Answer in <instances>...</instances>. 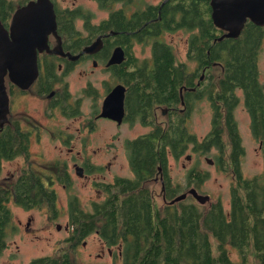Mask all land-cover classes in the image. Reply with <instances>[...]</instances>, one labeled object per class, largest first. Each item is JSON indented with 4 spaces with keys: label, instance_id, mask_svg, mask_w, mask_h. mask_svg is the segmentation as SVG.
Wrapping results in <instances>:
<instances>
[{
    "label": "flooded vegetation",
    "instance_id": "obj_1",
    "mask_svg": "<svg viewBox=\"0 0 264 264\" xmlns=\"http://www.w3.org/2000/svg\"><path fill=\"white\" fill-rule=\"evenodd\" d=\"M53 1L57 14V35L51 34L48 41L49 47L38 51L37 76L32 77V73L27 69V64L24 71L20 72L17 69L15 73L8 69L4 74L0 67V133H5L9 138L13 137V141L16 143V148L10 156L1 157L0 173L5 160H14L20 155L27 159L34 153L40 156L39 158H46L47 156L42 151H35L34 146L37 147L39 144L41 148L44 145L42 131L43 128H47L53 133L49 138L54 142L49 151L54 162V165L49 167L52 181L55 186L70 190L74 179L73 174L80 180H91V175L101 174L107 168H111L121 155L120 147L118 149L116 144V141L121 138L117 133L111 134L109 140L94 139L93 135L100 130V124L107 122L111 127L119 128L124 124L139 121L144 125H152L153 131L131 140H125L126 159H128L133 177L117 176L111 182L99 184L96 191L105 196L102 204L111 203L116 194L118 197L116 202L121 207L130 196L135 195L140 189H143L153 201L156 196L146 187L145 183L148 181L158 182L161 185L159 195L165 206L171 205L173 199H170L172 178L169 173V161L173 157L172 152H163L164 156L155 160L154 163H146V166H141L142 159L147 157V151L139 150L138 141L141 137L152 135L156 129L162 128L158 127L160 125H156L155 111L158 108L167 118L165 124L167 129H170L171 126L187 128V120L191 116L190 113L194 109V105L196 106L199 101L206 99L210 102L213 112L212 131L215 126L222 125L221 129L217 128L215 131L218 135L220 131V141L222 142L218 145L219 147L213 146L217 148L219 155L221 153L216 162L221 167L225 150L223 136L226 133L231 147L229 161L237 184V171H241V160L245 150L242 138L240 137L241 140H238L237 132L231 128L235 124L230 116L236 121L235 111L241 103L248 111L246 103L249 90L264 96V58L262 57L264 52V13L261 14L264 8H260V0H210V5L211 2H214V8L211 6V14L215 11L218 22L213 21L214 27L212 26L211 33L214 43L217 44V51L219 52V48L223 46L226 51L243 44L248 48L254 47V75L251 86H245L233 80L234 84L226 87L224 83L227 77H231L230 71L232 78L236 79V72L231 70V63H234L235 56L218 54L215 57L212 56L211 61L202 60L198 57L199 55L194 56L190 52L192 43L190 38L188 57L192 59L191 63L194 69L189 70L188 65L182 61L176 62L175 67L180 69L182 80L177 87V97L167 96L166 101L148 97V95L154 96L156 87L154 74L158 56L154 54L153 48L156 42H165L161 39L164 32L174 30L161 29L159 34L155 35L153 25L155 19L149 18L140 24L143 21L141 17L137 15L133 18L139 10H145L152 4H147L142 9L128 11L129 19L133 18L131 20L133 27L136 26L131 31H103L101 26L104 20L94 24L89 16L88 18L78 17L84 19L86 33H82L76 25L78 18L72 22L70 21L72 18L67 13L63 14L67 22L62 20L57 3L55 0ZM252 1H254L253 4H251ZM168 2L170 0H161L156 5H160L161 9ZM62 10L67 11L68 9ZM11 21L12 18L8 25H0L9 28ZM70 24L75 25L77 33H68ZM145 28L146 31H144ZM180 29L183 28L175 30ZM239 30L238 35H227ZM135 42L150 44V56L140 60L133 52ZM93 45H95L94 48L85 51L87 47ZM116 49H122L124 53L120 62H117L119 57L112 62ZM186 59L187 54L184 60L186 61ZM230 59V65H226V61ZM81 65L84 69L78 71V74L73 77L71 74ZM98 69H103L110 75L105 80L103 93H100L90 80H87L84 86H78L76 93H72L71 86L75 80L88 78ZM116 87L117 101L119 102L122 96L123 106L119 110L117 118L114 114L103 116L105 102ZM112 100L114 101V99ZM94 101L95 103H93ZM24 116L28 121H33L32 124L28 123L30 128H26L22 124ZM53 118H56L61 124L51 123ZM63 121L78 123L79 126L75 131L70 126H64ZM259 149L264 151L262 141L259 143ZM156 152L162 155V151H154L153 155ZM146 161L144 160V162ZM31 162L33 163L32 160ZM26 169V167L23 168L25 171L23 174L25 173L27 176ZM22 175L16 180L17 182L20 179L25 182L26 179L22 178ZM184 184L187 187L186 179ZM192 188L198 189L195 185L190 186V189ZM127 193L128 195L119 200L120 196ZM72 199L69 198V201ZM89 221L87 220V222Z\"/></svg>",
    "mask_w": 264,
    "mask_h": 264
},
{
    "label": "trees",
    "instance_id": "obj_2",
    "mask_svg": "<svg viewBox=\"0 0 264 264\" xmlns=\"http://www.w3.org/2000/svg\"><path fill=\"white\" fill-rule=\"evenodd\" d=\"M28 1L30 0L16 5L13 0H0V24L8 25L16 8ZM96 1L101 8L110 11L109 17L102 23L103 31H131L136 28L133 27L131 20L137 15L143 19L140 24L149 18L155 19L153 24L155 35H158L161 29L186 28L193 32L190 45L192 55H199L198 57L205 61H211L212 56L218 54L235 56L231 70L236 72V79L232 78L230 71L231 77H227L224 83L226 87L234 84L233 80L251 86L254 75V47L248 48L243 44L226 51L223 46L219 48V52L217 51V44L211 36L213 20L210 0H170L161 9L160 5L152 4L145 10L135 13L131 20L125 8L115 7L118 3L128 6L135 0ZM58 10L64 21L66 20L63 14L67 13L72 18L70 20L72 22L78 17L88 18L80 9ZM77 32L75 25L70 24L68 33ZM153 49L154 54L158 56L154 74L156 87L154 96L148 95V97H155L161 101H166L167 96L175 98L177 87L182 80L180 69L175 67L177 62L175 52L166 42H156ZM230 62L231 59L227 60L226 65H230ZM248 93L246 105L251 115L252 132L264 145V96L253 90H249ZM230 118L235 124L231 128L237 132L238 140H241L237 123L231 116ZM217 128L221 129L215 126L214 131H211L203 142H197L188 127L171 126L167 130L158 128L152 135L141 137L138 141L139 150L147 151V157L142 159L141 166L154 163L164 156L163 152H172L178 157L185 149V144L190 142L198 144L197 148L204 151L210 146L219 147L221 137L220 131L219 135L215 133ZM15 148L13 137L9 138L5 133H0V159L2 156H10ZM154 151H162V155L158 152L153 155ZM237 174V184L231 187L230 210L224 208L220 199L204 209L201 204L182 201L165 206L163 214L160 215V212L153 211L152 198L140 189L121 207L116 202L118 197L115 194L111 203L99 206L97 210L99 218L90 222L80 223L72 214L70 221L73 223V231L80 239L93 231H98L109 247L120 245L119 254L122 256V264H252L250 249L252 246L260 264H264V172L254 178H246L240 170ZM206 175L191 171L186 176V181L191 186H201ZM39 186L38 182L32 184L27 175L25 182L20 179L12 191L14 190L18 203L25 208H31L42 198L53 201L54 194ZM170 186V199H174L181 193L176 186L172 184ZM11 193L0 195V255L7 245V227L11 223V211L6 203V198ZM213 240L218 247L217 253L213 250ZM228 246L238 250L239 259L232 257ZM115 261H118L117 257ZM115 261L110 264H118ZM30 264L80 263L68 251H64L59 257L43 256L34 259Z\"/></svg>",
    "mask_w": 264,
    "mask_h": 264
},
{
    "label": "rangeland",
    "instance_id": "obj_3",
    "mask_svg": "<svg viewBox=\"0 0 264 264\" xmlns=\"http://www.w3.org/2000/svg\"><path fill=\"white\" fill-rule=\"evenodd\" d=\"M13 1L18 5L26 0ZM55 1L58 8L61 10L80 9L85 16H90V19L94 24L100 23L110 15V11L101 8L96 0ZM160 2L161 0H135L134 3L128 4V6H125L124 3H118L115 8L123 7L128 13V11L131 12L135 9H142L147 4L156 5ZM84 24V19L78 18L76 20L77 28L82 33H86ZM191 34V31L183 28L171 32L166 31L161 36L162 40L172 46L177 61L179 60L186 63L189 70L194 69L193 64L191 63L192 59L188 57V42L191 38ZM133 48L134 54L140 60L149 57L151 54L150 44L135 42ZM186 54L187 59L185 61L184 58ZM262 57L264 58V52ZM83 69L84 67L82 65L78 66L75 72L71 75L74 77L78 74V71ZM213 69L217 70L218 68ZM109 77L110 75L105 70L98 69L88 78L75 80L71 86L72 93H76L77 87L84 86L87 80H90L94 86L98 88L99 92L103 93V87L106 82L105 80ZM93 103H95V101ZM155 114L156 125H160L158 127L167 130V126H165L167 118L162 114L161 109L158 108V110L155 111ZM190 114L191 116L187 120L189 132L196 137L198 142H203V140H205L210 134L213 127V112L210 102L206 99L199 101L196 106L194 105V109L191 110ZM235 116L238 133L242 138V144L245 150L242 157L243 159L241 160V171L246 178H254L264 172V151L263 149L262 151L259 149V143L262 140L258 139L253 134L251 116L243 103H241L236 109ZM50 122L61 124L56 118H53ZM28 123L32 124L33 121H28L27 117L24 116L22 124L26 128H30L31 126H29ZM63 124L64 126H70L71 129L75 131L79 126L78 123L70 121H63ZM61 126L62 125H60V127ZM220 128H222V125H220ZM152 129V125H144L139 121L124 124L119 128L111 127L109 123L102 122L100 124V130L93 135L95 136L94 139L109 140L111 134L117 133L121 138L119 141H116L118 149L120 147L119 150L121 155L115 160V163L111 168H107L101 174L98 173L91 175V180H80L73 174L74 179L70 185V190L57 187L52 181L49 167H52L54 162L51 155H49V151L52 149L54 142L49 138L53 133L47 128H43L42 131L44 145L41 148L39 147V144L37 146L38 148L34 146V150L42 151L47 156L46 158H39L40 156L33 153L32 156L27 159L20 155L14 160H5L0 173V195H6V192H12L10 196L6 198L7 207H9L11 211V223L7 227V245L0 255V264H30L34 259L43 256L59 257L64 251H68V253H70L80 264H110L114 263L115 257L118 258V261L115 262L122 264V256L119 254L120 245L109 247L96 231H93L80 239L78 238V235L75 236V232L72 231L73 223L70 220L72 214L78 218L80 223L92 220L94 217H96L95 219L99 218L97 210L99 209V206L103 205L102 200H104L105 196L96 191V188H99L98 185L102 182L113 181L117 176L133 177L128 165V159H126L127 151L125 140H131L140 135L149 133ZM223 142L225 150L221 167L216 162L218 156L221 155V153L219 155L217 148L210 146L207 151L201 149L196 150L198 144L193 142L185 145V149L179 157L173 155V157L170 158L169 173L172 178V185L176 186L181 194L188 193L187 198L182 201L200 205L197 199L189 194L191 185L187 184L186 187L184 184L186 176H188L191 171H194L196 174H207L206 179L201 184L202 187L197 186L199 193L210 195V202L201 205L202 208L204 209L209 206L210 203L220 199L224 208L230 210L231 187L236 182L235 177H233L232 165L229 161V151L231 147L226 133L223 136ZM220 144H222L221 141L219 145ZM188 156H191V158H188ZM208 159L212 160L213 164L209 163ZM31 160L33 163H30ZM44 166H47L48 169L47 167L44 168ZM24 167L27 168L26 170L32 184L38 182L40 183L39 187L42 189L46 188L47 190H50L49 192L54 194L55 198L53 201L42 198L39 202L34 203L31 208H25L18 203L16 196L14 195V190L12 191V189H14L17 182L16 180L20 178L23 172H25L23 171ZM22 178L27 179L25 173L22 175ZM145 185L156 196L152 201L154 213L160 212V215H162L165 204L159 195L161 192L160 183L148 181ZM34 188L36 189V187ZM126 195H128V193L120 196L119 200ZM69 198L73 199L69 201ZM80 230L78 231V234ZM228 248L232 257L234 259H239L238 250L232 246H228ZM250 249L252 250V264H260L255 256L253 246ZM213 250L217 253L218 247L214 240Z\"/></svg>",
    "mask_w": 264,
    "mask_h": 264
},
{
    "label": "water",
    "instance_id": "obj_4",
    "mask_svg": "<svg viewBox=\"0 0 264 264\" xmlns=\"http://www.w3.org/2000/svg\"><path fill=\"white\" fill-rule=\"evenodd\" d=\"M253 3L254 1L251 2V4ZM211 6L214 8V2H211ZM260 8H264V0H260ZM263 13L264 11H261V14ZM211 18L218 23L215 11L211 14ZM57 27V14L53 0H30L28 3L19 6L13 14L10 27L0 25V67L3 73L5 74L8 69L13 73L17 69L20 72L21 70L24 71L27 64V69L32 73V77L37 76L38 51H43L49 47V37L51 34L57 35ZM239 32L240 30L227 35H238ZM95 45L87 47L85 51L94 48ZM123 56V50L116 49L112 62L117 57H119L117 62H120ZM109 96L105 102L103 116L114 114L117 118L118 112L123 106V97L121 96L120 101H117V87ZM208 161L213 163L210 159ZM189 194L193 195L200 204L210 201V195L201 194L196 188L190 189ZM187 196L188 193L180 194L171 201V204L180 202Z\"/></svg>",
    "mask_w": 264,
    "mask_h": 264
},
{
    "label": "clouds",
    "instance_id": "obj_5",
    "mask_svg": "<svg viewBox=\"0 0 264 264\" xmlns=\"http://www.w3.org/2000/svg\"><path fill=\"white\" fill-rule=\"evenodd\" d=\"M207 203H209V202H207ZM207 203H205V204H207ZM205 204H201V205H205Z\"/></svg>",
    "mask_w": 264,
    "mask_h": 264
}]
</instances>
